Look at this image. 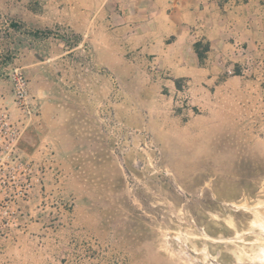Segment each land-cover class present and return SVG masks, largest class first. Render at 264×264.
I'll return each instance as SVG.
<instances>
[{"label": "rangeland", "instance_id": "obj_1", "mask_svg": "<svg viewBox=\"0 0 264 264\" xmlns=\"http://www.w3.org/2000/svg\"><path fill=\"white\" fill-rule=\"evenodd\" d=\"M55 7L0 0V100L20 116L18 69L38 110L0 264H264L259 66L165 63Z\"/></svg>", "mask_w": 264, "mask_h": 264}, {"label": "crops", "instance_id": "obj_2", "mask_svg": "<svg viewBox=\"0 0 264 264\" xmlns=\"http://www.w3.org/2000/svg\"><path fill=\"white\" fill-rule=\"evenodd\" d=\"M54 2L56 9L67 10L73 24L83 27L76 31L97 27L101 33L123 34L120 41L130 35V40L140 41L134 47L149 48L157 58L167 59L165 63L194 69L205 62L220 64L228 59L230 67L256 65L258 79L264 81V0Z\"/></svg>", "mask_w": 264, "mask_h": 264}, {"label": "built area", "instance_id": "obj_3", "mask_svg": "<svg viewBox=\"0 0 264 264\" xmlns=\"http://www.w3.org/2000/svg\"><path fill=\"white\" fill-rule=\"evenodd\" d=\"M229 72L233 74V68ZM9 79L13 101L20 116L13 119L9 108L0 100V204L5 207L11 198L23 196L27 177L32 173L31 165L18 151V142L27 122L38 114L29 95L25 74L15 69Z\"/></svg>", "mask_w": 264, "mask_h": 264}, {"label": "trees", "instance_id": "obj_4", "mask_svg": "<svg viewBox=\"0 0 264 264\" xmlns=\"http://www.w3.org/2000/svg\"><path fill=\"white\" fill-rule=\"evenodd\" d=\"M201 55V54H200Z\"/></svg>", "mask_w": 264, "mask_h": 264}]
</instances>
